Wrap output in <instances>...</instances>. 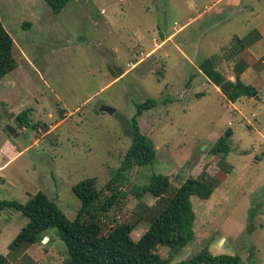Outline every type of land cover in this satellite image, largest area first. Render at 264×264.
Listing matches in <instances>:
<instances>
[{"label": "rangeland", "instance_id": "rangeland-1", "mask_svg": "<svg viewBox=\"0 0 264 264\" xmlns=\"http://www.w3.org/2000/svg\"><path fill=\"white\" fill-rule=\"evenodd\" d=\"M0 19L17 64L0 81V201L26 204L43 192L74 220L80 201L73 187L90 177L103 187L113 181L131 145L136 105L152 98L158 106L139 125L156 160L119 181L127 198L100 215L106 231L159 208L154 196L138 200L131 190L183 164L169 194L189 178L220 183L210 200L193 197V241L160 254L177 264L209 248L242 264H264V39L257 30L264 0H71L59 14L44 0H0ZM234 37L253 54L245 59L261 77L259 100L230 104L212 83H192L199 63L222 57ZM234 62L223 61L219 70L233 75ZM104 106L115 113L102 112ZM228 131L230 154H212ZM6 142L16 149L13 157L3 153ZM28 222L13 209L0 211V256L11 264H62L68 250L57 229L11 253ZM148 227L141 221L132 239L138 242Z\"/></svg>", "mask_w": 264, "mask_h": 264}, {"label": "trees", "instance_id": "trees-1", "mask_svg": "<svg viewBox=\"0 0 264 264\" xmlns=\"http://www.w3.org/2000/svg\"><path fill=\"white\" fill-rule=\"evenodd\" d=\"M44 1L53 13L59 14L71 0ZM13 48L14 40L0 19V81L16 69ZM245 49L242 40L234 37L231 47L224 50L222 57L214 55L207 58L197 68L199 75L206 76L218 87L230 104L258 95L255 87L246 85L242 80V74L249 67L244 60L239 59ZM223 61H236L233 69L235 81L219 70ZM157 106L158 102L152 98L136 105L137 111L130 124L131 145L113 181L103 187L99 177H90L73 187L72 193L80 201V209L74 220H69L55 200L43 192L32 195L26 204L0 201V211L13 209L29 220L10 245L11 253L40 243L41 235L57 229L68 250V256L62 264H169V260L160 254L161 248L181 249L193 241L197 217L193 197L202 201L210 200L220 182L205 176L189 178L175 193L169 194L171 185L180 178L183 164L166 175H152L148 183L131 190L138 200L148 194L154 196L158 199L159 208L146 209L134 223L117 221L109 231L99 219L102 213H108L117 206L120 199L127 198V194L118 186L119 181L125 179V173L135 167L154 164L156 148L153 141L141 132L139 118ZM231 135V131H228L212 148V154L228 156L231 148L227 141ZM105 191L110 196L104 198ZM141 221L149 223V227L143 237L135 242L131 235ZM0 264L11 262L8 257L1 255ZM177 264H242V261L238 256L214 255L209 248H205L192 259Z\"/></svg>", "mask_w": 264, "mask_h": 264}, {"label": "crops", "instance_id": "crops-1", "mask_svg": "<svg viewBox=\"0 0 264 264\" xmlns=\"http://www.w3.org/2000/svg\"><path fill=\"white\" fill-rule=\"evenodd\" d=\"M259 31V34L261 36V39H264V22L262 23V28L261 29H257ZM180 31V30H178ZM177 31V32H178ZM177 34V33H176ZM174 37V35L171 36V38ZM260 39V40H261ZM158 49V46L156 47L155 51ZM154 51H152L149 55H151ZM147 55V57L149 56ZM252 53L248 50H245L243 53H242V58L245 60V62L248 64V69L242 74V80L243 82L246 84V85H251L253 87L256 88V84H257V80L259 78H261L260 76L257 77V79H255L256 75H252V66H251V63L245 59V57H252ZM138 57V55H137ZM141 62L143 61V59L140 60ZM138 63L136 64H133V68H135L137 66ZM231 69H234L233 67ZM228 79L232 80V81H235V74L233 73V75H230V76H227ZM254 81V82H252ZM2 150V148H1ZM3 150L5 152H3L4 154H6L8 157H13L14 155V152H15V148L9 143V142H6L5 145L3 146ZM12 160V159H11Z\"/></svg>", "mask_w": 264, "mask_h": 264}, {"label": "water", "instance_id": "water-1", "mask_svg": "<svg viewBox=\"0 0 264 264\" xmlns=\"http://www.w3.org/2000/svg\"><path fill=\"white\" fill-rule=\"evenodd\" d=\"M160 37H161V40H162V41H165L164 31H161V32H160ZM205 82L211 84V81L208 80V78H207L206 76L202 75V74H200L199 76L195 77V78L192 80V83H195V84H197V85H200V84L205 83ZM256 99L259 100V97L256 96ZM101 111H102V112H107V113H109V114H111V115H113V114L115 113V110H114V109H112V108H110V107H106V106L102 107V108H101ZM7 132H8L9 135L12 136V137H15V138L18 137L16 130L13 129V128H11V127H8V128H7Z\"/></svg>", "mask_w": 264, "mask_h": 264}, {"label": "built area", "instance_id": "built-area-1", "mask_svg": "<svg viewBox=\"0 0 264 264\" xmlns=\"http://www.w3.org/2000/svg\"><path fill=\"white\" fill-rule=\"evenodd\" d=\"M177 26H175V29H176Z\"/></svg>", "mask_w": 264, "mask_h": 264}]
</instances>
